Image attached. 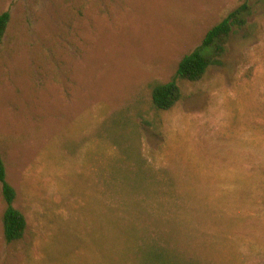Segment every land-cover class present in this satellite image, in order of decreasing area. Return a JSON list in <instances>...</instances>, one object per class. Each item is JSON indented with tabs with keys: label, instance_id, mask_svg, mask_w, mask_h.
Listing matches in <instances>:
<instances>
[{
	"label": "rangeland",
	"instance_id": "obj_1",
	"mask_svg": "<svg viewBox=\"0 0 264 264\" xmlns=\"http://www.w3.org/2000/svg\"><path fill=\"white\" fill-rule=\"evenodd\" d=\"M244 3L225 55L157 109L152 84ZM4 12L0 153L28 226L6 241L0 182V264H264V0H0Z\"/></svg>",
	"mask_w": 264,
	"mask_h": 264
},
{
	"label": "trees",
	"instance_id": "obj_2",
	"mask_svg": "<svg viewBox=\"0 0 264 264\" xmlns=\"http://www.w3.org/2000/svg\"><path fill=\"white\" fill-rule=\"evenodd\" d=\"M250 6L244 3L230 12L221 22L212 27L206 34L202 44L192 53L187 54L180 62L178 71L173 79L167 83L152 84V99L159 110H169L176 106L182 98L179 80H200L210 65L225 55L231 34L236 28H244L250 15ZM11 21L10 12L0 14V43L8 30ZM0 182L2 193L6 201L3 216L4 233L8 243L22 240L26 234L28 221L26 216L15 207L17 191L7 180V166L0 153ZM147 254L149 262L154 263L155 257L163 258L161 252Z\"/></svg>",
	"mask_w": 264,
	"mask_h": 264
}]
</instances>
